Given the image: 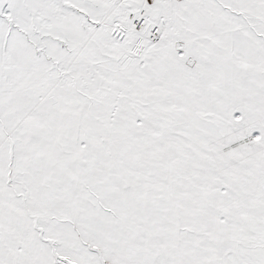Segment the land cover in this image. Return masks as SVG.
Segmentation results:
<instances>
[{
	"label": "snow or ice",
	"instance_id": "snow-or-ice-1",
	"mask_svg": "<svg viewBox=\"0 0 264 264\" xmlns=\"http://www.w3.org/2000/svg\"><path fill=\"white\" fill-rule=\"evenodd\" d=\"M0 264H264V0H0Z\"/></svg>",
	"mask_w": 264,
	"mask_h": 264
}]
</instances>
